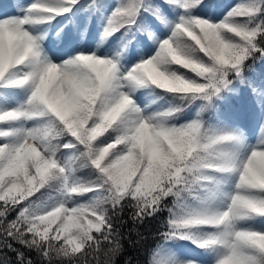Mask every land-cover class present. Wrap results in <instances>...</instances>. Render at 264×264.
<instances>
[{
    "label": "snow or ice",
    "instance_id": "obj_1",
    "mask_svg": "<svg viewBox=\"0 0 264 264\" xmlns=\"http://www.w3.org/2000/svg\"><path fill=\"white\" fill-rule=\"evenodd\" d=\"M222 7L0 5V264H116L147 220L143 264H264V0Z\"/></svg>",
    "mask_w": 264,
    "mask_h": 264
},
{
    "label": "trees",
    "instance_id": "obj_2",
    "mask_svg": "<svg viewBox=\"0 0 264 264\" xmlns=\"http://www.w3.org/2000/svg\"><path fill=\"white\" fill-rule=\"evenodd\" d=\"M209 1L213 2L215 0ZM145 19L152 21L150 16H146ZM253 67L254 72L249 73V75L258 76L259 74L264 73V63L257 61ZM82 175H88L86 169L82 170ZM124 219L128 220L127 212L125 213ZM131 226V221L128 220V223L125 224L121 231L123 233H128V229ZM158 227V221L147 220L145 224L139 228V232L143 234L146 238L145 240H141L139 243H130L128 239H125L124 251L116 258V264H143L145 249L159 242V237L157 235ZM130 238L132 241H137L139 239L135 233H132ZM32 255L35 257V253H32Z\"/></svg>",
    "mask_w": 264,
    "mask_h": 264
},
{
    "label": "rangeland",
    "instance_id": "obj_3",
    "mask_svg": "<svg viewBox=\"0 0 264 264\" xmlns=\"http://www.w3.org/2000/svg\"><path fill=\"white\" fill-rule=\"evenodd\" d=\"M228 2L233 3V0H228ZM209 10L219 12V6L218 5L210 6ZM248 109L249 107L245 105L242 108H238V107L233 108L235 114L237 115L238 119L240 120L242 124H250V126L255 128V122L251 120L249 113H248ZM178 245L180 246L178 248V251L181 252L182 254H186L187 250L191 247L190 245H187L186 242L178 243Z\"/></svg>",
    "mask_w": 264,
    "mask_h": 264
}]
</instances>
